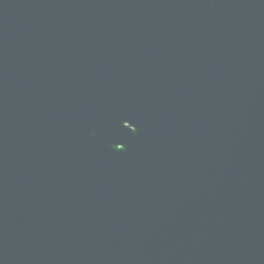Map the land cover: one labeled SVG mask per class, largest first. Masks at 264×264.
<instances>
[{"label":"water","instance_id":"1","mask_svg":"<svg viewBox=\"0 0 264 264\" xmlns=\"http://www.w3.org/2000/svg\"><path fill=\"white\" fill-rule=\"evenodd\" d=\"M0 264H264V0H0Z\"/></svg>","mask_w":264,"mask_h":264}]
</instances>
